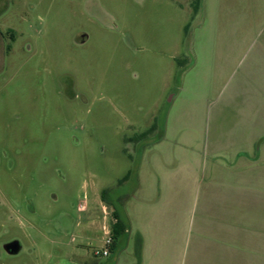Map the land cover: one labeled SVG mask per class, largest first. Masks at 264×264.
<instances>
[{
	"label": "rangeland",
	"instance_id": "rangeland-1",
	"mask_svg": "<svg viewBox=\"0 0 264 264\" xmlns=\"http://www.w3.org/2000/svg\"><path fill=\"white\" fill-rule=\"evenodd\" d=\"M194 1L0 0V264H134L157 177L264 133V0Z\"/></svg>",
	"mask_w": 264,
	"mask_h": 264
},
{
	"label": "crops",
	"instance_id": "crops-1",
	"mask_svg": "<svg viewBox=\"0 0 264 264\" xmlns=\"http://www.w3.org/2000/svg\"><path fill=\"white\" fill-rule=\"evenodd\" d=\"M261 133L254 129L242 142L227 146L210 141L212 156L203 158L201 174L191 165L182 172L175 164L163 180L157 177L155 195L142 199L143 221L134 224V264H264ZM125 220L128 232L133 221ZM104 233L108 237L110 231Z\"/></svg>",
	"mask_w": 264,
	"mask_h": 264
},
{
	"label": "trees",
	"instance_id": "trees-1",
	"mask_svg": "<svg viewBox=\"0 0 264 264\" xmlns=\"http://www.w3.org/2000/svg\"><path fill=\"white\" fill-rule=\"evenodd\" d=\"M201 2H202V0H195L194 1V4H193V16L194 17L199 12ZM154 130H155V126L151 127L150 130L146 131L145 133H142L138 137H134L133 139H128V140L136 141V142L141 141V140L145 139L148 135H150ZM127 179H128V176L125 177L123 180H121L119 182V184L126 181ZM112 192H113V189H111V188L104 189L101 192V200L104 203H106L109 206H112L114 208L113 216H114L115 221L111 225V231H110V237H111L112 243L109 246V249H110L111 253L115 251V249L118 245V242L124 236V234L127 232V228H128L127 222H126L125 218L123 217L120 209L118 208V206L113 201L110 200L111 199L110 194Z\"/></svg>",
	"mask_w": 264,
	"mask_h": 264
},
{
	"label": "built area",
	"instance_id": "built-area-1",
	"mask_svg": "<svg viewBox=\"0 0 264 264\" xmlns=\"http://www.w3.org/2000/svg\"><path fill=\"white\" fill-rule=\"evenodd\" d=\"M111 243H112V240H111V237H110V234H109V236L106 239L104 248L100 249V250H96L95 253H94L95 256H98V257H109L110 254H111V251L109 249V246L111 245Z\"/></svg>",
	"mask_w": 264,
	"mask_h": 264
},
{
	"label": "water",
	"instance_id": "water-1",
	"mask_svg": "<svg viewBox=\"0 0 264 264\" xmlns=\"http://www.w3.org/2000/svg\"><path fill=\"white\" fill-rule=\"evenodd\" d=\"M7 251L12 254L18 253L20 245L17 242H13L6 247Z\"/></svg>",
	"mask_w": 264,
	"mask_h": 264
}]
</instances>
